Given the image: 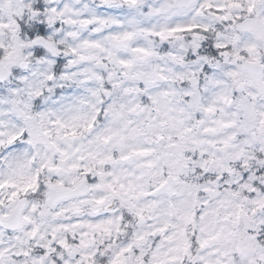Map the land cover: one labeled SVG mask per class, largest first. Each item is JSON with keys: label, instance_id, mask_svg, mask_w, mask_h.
Listing matches in <instances>:
<instances>
[{"label": "snow or ice", "instance_id": "obj_1", "mask_svg": "<svg viewBox=\"0 0 264 264\" xmlns=\"http://www.w3.org/2000/svg\"><path fill=\"white\" fill-rule=\"evenodd\" d=\"M0 264H264V0H0Z\"/></svg>", "mask_w": 264, "mask_h": 264}]
</instances>
